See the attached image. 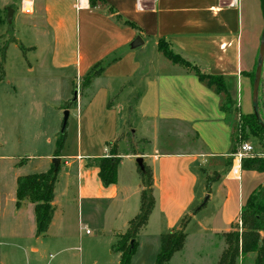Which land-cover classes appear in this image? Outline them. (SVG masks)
<instances>
[{"label":"crops","instance_id":"0c3cea01","mask_svg":"<svg viewBox=\"0 0 264 264\" xmlns=\"http://www.w3.org/2000/svg\"><path fill=\"white\" fill-rule=\"evenodd\" d=\"M12 1H18L20 7L21 0H0V26L5 9L13 6ZM106 1L108 7L91 8L89 0H35L29 25L39 36L48 38L47 74L75 80L79 88V82H83L95 64L117 59L106 67L102 76L79 91L78 102L85 98L87 105L79 117L78 140L92 150L91 161L110 156L112 148H104L109 144L113 147L117 143L120 152V144L126 143L120 137L128 119L133 121L130 132L139 134L141 143L154 148L152 155L146 151L120 154L124 157L118 166L117 183L98 195L108 203L112 201L115 216L123 220V231L114 229L115 234L126 232L129 219L123 213L133 210L131 199L134 196L137 200L141 193V181L135 178L137 170L133 164L130 169L137 183L121 181L124 158L134 163L137 157H143L145 164L146 159H152V164L146 165L153 171L156 205L147 227L155 217L156 237L178 228L182 218L205 196L209 197L205 206L213 205L214 210L204 221L193 215L188 226L197 220L198 233L228 232L239 221L242 207L253 191L264 186V173L240 169L239 177L234 176L237 162L226 164L233 148V129L227 114L221 110L224 98L200 82L194 73L166 58L158 50V41L168 40L177 53L202 71L223 76L232 100L238 104L236 90L241 88L245 77L249 78V71L243 69L241 62L240 0ZM109 8L139 29L116 21ZM138 37L143 43L132 49ZM30 48L38 55V68L44 69L40 66L42 48ZM35 68L30 65L28 71L33 73ZM69 110L72 113V108ZM163 144L171 151H165ZM72 160L66 163L67 168L73 169L75 161H83L81 156ZM214 173L218 174L217 179L200 198L197 192L200 177ZM60 178L58 175L55 186L53 221L42 237H48L53 226L56 227L58 214L57 228H62L63 212L58 202ZM65 182L61 197L68 192L67 179ZM94 184L98 189L103 185L99 170ZM30 204L25 201L18 213ZM33 252L38 254L39 249ZM35 264H41L40 260L35 259Z\"/></svg>","mask_w":264,"mask_h":264},{"label":"rangeland","instance_id":"374dc122","mask_svg":"<svg viewBox=\"0 0 264 264\" xmlns=\"http://www.w3.org/2000/svg\"><path fill=\"white\" fill-rule=\"evenodd\" d=\"M13 7L16 13L14 21L12 20L10 24L3 14V23L0 26V63L2 48L6 45L9 47L4 62V79L0 82V264H35V259H39L41 264H119L121 258L119 253L114 252L113 246L119 240L116 231H123V220L115 216L113 204H110L112 201L108 203L98 197L99 194L106 192L107 187L102 185L101 189H98L95 186L94 178L98 167L89 157L93 152L85 142L79 143L78 140L79 117L86 108L87 100L80 98L78 104L73 103L74 92L78 87L75 80L47 74L45 68L50 61L48 38L39 36L29 25L30 17L21 13L18 1L13 2L11 8ZM240 15L241 62L243 69L249 71L247 74L249 78L245 77L241 88L236 90L238 104H235L236 112L233 113L235 118L232 123L237 124L241 114L254 113L257 106L264 123V59L263 62L260 59V49L264 45V19L260 0H240ZM13 39L18 43H11ZM35 46L42 48L40 66L44 69L38 68L36 64L38 55L30 48ZM150 48L152 45L149 50ZM152 51L154 52V49ZM30 65L36 67L33 73L28 71ZM260 65L261 81L258 98L254 102L253 86ZM1 74L0 70V76ZM81 82L79 91L82 87ZM130 103L132 108L133 101ZM67 104H70L72 113L67 126L63 128L65 112L67 110L70 112L69 109H65ZM128 120V125L120 137V140L124 139L126 143L120 144L119 155H133L145 151L148 155L154 154L152 146L140 142L139 134L130 132L129 127L133 121ZM64 130L66 137L59 157L62 161L58 174L61 175L58 202L63 212L62 228L61 230L57 228L58 214L55 219L56 227L53 226L49 236L37 238L33 204L26 205L25 211L18 213L17 179L21 176L44 173L52 165L54 167V158L51 157L58 149V140ZM249 143L254 148L253 154L264 155V144L253 136H250ZM115 145L117 143L113 147ZM165 145L163 144V149L171 151ZM104 148H112V145ZM93 151L98 153V150ZM77 156H81L83 161H75L73 169L67 168L66 163L73 161L72 159ZM122 157L124 156H121V161ZM137 159L138 157L134 163H130L129 159L124 158L121 181L133 185L137 183L132 176L130 164L136 166L135 178L141 181V169ZM145 162L151 165L152 159H146ZM67 174L69 176L66 177ZM66 179L69 183L68 192L65 197H61L60 191ZM208 187L206 174L200 177L197 185L200 198ZM140 198L141 193L137 200L133 196L131 199L133 210L129 209L127 213H123L129 221L139 214ZM205 198L206 196L197 201L194 208L197 206L199 208ZM213 207L208 205L198 211L195 214L197 220H206L214 210ZM197 220L186 230L188 239L184 250L176 253L170 264H218L227 247L225 239L206 230L198 233ZM146 227L137 236L136 241L140 247L137 246L131 264H156L161 248V236L156 237L158 223L155 217L152 218L149 227ZM231 231L232 227L228 232ZM35 248L39 249L38 254L33 252ZM50 255H54L55 258L51 260ZM255 259L256 254L241 256L237 264H255Z\"/></svg>","mask_w":264,"mask_h":264},{"label":"trees","instance_id":"16d2710c","mask_svg":"<svg viewBox=\"0 0 264 264\" xmlns=\"http://www.w3.org/2000/svg\"><path fill=\"white\" fill-rule=\"evenodd\" d=\"M89 3L91 8L108 7L106 0H89ZM260 4L264 19V0H260ZM109 9L111 12L110 14L116 21L124 26L139 29L132 22L124 21L113 8ZM4 13L7 17V9H5ZM11 43L17 44L18 41L13 39ZM20 47L23 48L22 46ZM7 49L8 45L1 50L2 61L0 63V70L2 74L0 76V82L4 79L3 70ZM158 50L174 64H178L194 73L200 82L210 89L215 90L217 94L224 98L221 110L227 114L233 129V148L230 158L227 159V165H232L235 160L234 155L237 153L240 144L244 142L249 143L250 136H253L260 143L264 144V128L262 126L264 123L257 109L258 106L252 114H241L237 124H233L235 118L233 113L236 112L235 103L232 100L223 76L202 71L197 64L177 53L172 43L166 39H160L158 41ZM116 60L117 59L107 60L95 64L83 77L81 88H87L94 79L102 76L108 65ZM70 108V104H67L65 107V109ZM65 137L64 130L58 140V149L54 155L56 158L61 156ZM92 162L98 167L99 177L104 186L108 187L117 183L118 166L121 162L117 145L112 147L110 156L94 159ZM241 169L264 173V155L251 154L244 157L241 162ZM59 171L60 168L58 171H55V168L52 167L48 172L21 176L17 179L16 207L18 209L21 208L25 201L34 204L37 238L47 233L53 221L55 211V186L58 181ZM140 175L142 188L139 214L128 222L126 232L119 236L117 244L113 246L114 252L121 255L119 264H131L138 246L136 241L137 236L140 231L148 225L150 216L156 205L152 169L145 165V171H140ZM217 176L218 174L215 173L212 176H208V191H210V186L217 179ZM202 208H198V206L196 208L193 207L191 213L182 218L178 228L172 229L161 235V248L157 256L156 264H170L174 255L184 250L188 239V234L186 232L187 226L192 216ZM232 229L233 231L231 232L219 234V237L225 239L227 247L223 251L218 264H237L241 256H248L249 254H256L255 264H264V186H259L250 195L246 204L242 207L239 221L232 225ZM131 242H133V244H131Z\"/></svg>","mask_w":264,"mask_h":264},{"label":"water","instance_id":"95a60500","mask_svg":"<svg viewBox=\"0 0 264 264\" xmlns=\"http://www.w3.org/2000/svg\"><path fill=\"white\" fill-rule=\"evenodd\" d=\"M13 16H14V9L11 8V7L7 8V19H8V22L10 24L12 23ZM142 43L143 42H142L141 38L138 37L132 43L131 47H132V49H136L137 47H139L140 45H142ZM260 59H261V62H263V59H264V45H262L261 46V49H260ZM261 72H262V65H260L257 68V72H256L255 83H254V86H253V100H254V102H256L257 101V98H258V91H259L260 81H261ZM78 94H79V90H78V87H76L75 92H74L73 103H77L78 102ZM69 116H70V112L67 110L65 112L63 128H65L67 126ZM262 126L264 128V125H262ZM60 163H61V159L60 158H54L53 164H54L55 171H58L59 170ZM137 163H138L141 171L144 172L145 171L144 158L143 157H138ZM208 198L209 197L206 196V198H205L204 202L202 203V205L200 206V208H202V207L205 206V204L208 202ZM131 244H133V242H131Z\"/></svg>","mask_w":264,"mask_h":264},{"label":"built area","instance_id":"2783aa9c","mask_svg":"<svg viewBox=\"0 0 264 264\" xmlns=\"http://www.w3.org/2000/svg\"><path fill=\"white\" fill-rule=\"evenodd\" d=\"M140 5L141 4H139V6ZM20 9L23 14L32 15L34 12V0H21ZM253 153H254V148L250 143L244 142L240 144L237 153L234 155L235 161L238 164L236 168L233 169L234 176L239 177V170L241 169V162L243 158ZM50 258L53 259L54 256L51 255Z\"/></svg>","mask_w":264,"mask_h":264}]
</instances>
